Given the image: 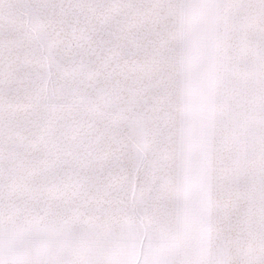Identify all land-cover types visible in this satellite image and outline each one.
I'll return each instance as SVG.
<instances>
[{
	"label": "snow or ice",
	"instance_id": "snow-or-ice-1",
	"mask_svg": "<svg viewBox=\"0 0 264 264\" xmlns=\"http://www.w3.org/2000/svg\"><path fill=\"white\" fill-rule=\"evenodd\" d=\"M0 264H264V0H0Z\"/></svg>",
	"mask_w": 264,
	"mask_h": 264
}]
</instances>
